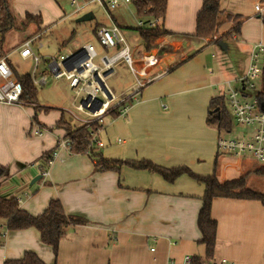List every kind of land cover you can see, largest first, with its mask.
Returning a JSON list of instances; mask_svg holds the SVG:
<instances>
[{"label":"crops","instance_id":"1","mask_svg":"<svg viewBox=\"0 0 264 264\" xmlns=\"http://www.w3.org/2000/svg\"><path fill=\"white\" fill-rule=\"evenodd\" d=\"M8 1L18 20L22 21L26 13L39 14L40 32L52 25L42 16L46 6L52 8L51 0ZM217 1L221 11L241 18L234 41L222 38L234 23L223 24L219 37L212 42L192 36L203 0H167L161 25L170 37L165 41L172 51L162 58L159 50L142 45L132 51L129 48L136 67L149 61V72L158 77L139 89L127 114L105 116L99 132L103 147L97 151L108 160H148L163 168L186 167L197 176L213 174L219 182L245 177L248 189L263 193L264 176L255 173L262 167L249 158L218 152V132L206 118L212 99L222 97L226 88H241L239 81L248 67L252 47L264 43V0ZM107 18V23L94 24V36L99 28L112 23L122 32L125 25ZM14 31L15 38L11 36ZM33 32V26L22 30L20 24L4 35L3 58L17 74L30 76L33 69L32 60L27 59L30 70H17L20 61H27L19 56L18 48L34 36ZM60 44L62 48L70 45L67 52L80 48L68 42ZM86 44L95 47L91 42ZM96 52L102 55L105 51L99 46ZM38 54L42 59L38 69L48 58H55L40 51ZM128 71L131 78L124 87L106 82L114 96L127 94L134 86L135 76ZM117 76L120 73L114 67L106 80ZM35 104L47 110L34 112L22 103L0 104V166L6 168L0 179V195L16 198L20 208L33 216L41 214L49 201L58 200L66 215L81 216L87 223L65 233L56 256L41 243L36 230L7 232L1 225L0 264L21 258L25 252L34 253L45 264H185L187 256L204 258L197 227L203 184L186 174L169 183L156 173L126 165L118 172L96 171L95 159L89 155L56 146L58 138L65 136L56 123L61 114L70 121L66 114L70 109L55 103L40 104L37 94ZM36 124L42 127L40 135L34 134ZM51 152L56 156L48 166L44 155ZM210 217L216 222L213 259L264 264V207L260 202L213 198Z\"/></svg>","mask_w":264,"mask_h":264},{"label":"trees","instance_id":"2","mask_svg":"<svg viewBox=\"0 0 264 264\" xmlns=\"http://www.w3.org/2000/svg\"><path fill=\"white\" fill-rule=\"evenodd\" d=\"M167 0H133L132 7L137 17H159L163 19L166 10ZM240 17L225 13L220 10L217 0H203L201 8L196 15L195 31L193 37L198 39H210L213 41L214 35L219 28L225 23H234L231 31L224 36L225 40H236L239 35ZM264 24V18L261 19ZM22 30L27 26H33V35L41 31V16L26 13L23 22L20 23ZM14 17L11 12L8 0H0V58L3 57L2 45L4 35L14 29ZM142 41V46L150 48L152 41L159 38L167 32L162 25L156 28H137L136 30ZM32 36V35H31ZM12 79L20 85V101L24 106H30L34 112L40 109L36 106V87L32 84L28 74H17L12 71ZM246 95V94H245ZM254 99L259 107L264 111V66L259 78V86L254 94ZM206 121L216 127L219 136L228 135L232 132L234 122L227 109L226 102L222 97L214 98L210 101ZM116 112H111L115 114ZM35 122V116L32 118ZM37 125V124H36ZM40 129L41 126L37 125ZM57 129L65 132V137L70 142V152L74 154H87L95 159L94 169L96 171H115L118 172L120 167L126 165L137 170H146L150 173L160 175L166 182L172 183L177 177L186 174L195 179L198 183L203 184L204 193L201 199V207L197 215V227L200 232L199 243L204 245V258L192 257L191 264H200L203 260L213 258L215 248L216 222L210 217V207L213 198H236L244 200H255L260 202L264 207V192L259 193L248 189L245 186V177L235 180L219 182L212 174L209 176H197L191 173L186 167L163 168L151 163L148 160L125 161V160H108L103 158L97 151L94 143L91 141L89 131L84 126L71 128L70 122L61 114L55 126ZM50 154L44 155L45 164L51 158ZM6 168L0 166V179L5 175ZM255 173L264 176V169H256ZM87 220L81 216L66 215L58 200H51L43 212L33 216L20 208L16 198L3 197L0 195V226L3 225L5 231L13 232L32 228L39 234L42 244L51 248L54 256L57 255V248L60 239L65 233L78 226L86 225ZM3 234L0 235V246L3 244ZM3 264H45L34 253L25 252L21 258L9 259Z\"/></svg>","mask_w":264,"mask_h":264},{"label":"built area","instance_id":"3","mask_svg":"<svg viewBox=\"0 0 264 264\" xmlns=\"http://www.w3.org/2000/svg\"><path fill=\"white\" fill-rule=\"evenodd\" d=\"M68 1L72 4L75 3V0ZM132 1L105 0L104 4L102 0H91L84 6L97 2L105 9L108 16L109 11L117 10L121 6H131ZM160 24L161 19L159 17L142 15L136 19L137 28L151 29L160 26ZM43 35L44 31L26 39L18 48L19 56L22 59H31L33 62V69L30 73L32 84L35 87L42 88L46 85L48 76L55 80L64 78L68 81L70 91L74 95L72 101L74 113L82 114L96 121L97 126L93 131H89V136L96 148H102L103 143L99 140V132L104 124L105 116L111 112H117L120 116L127 114L129 104L136 98L139 89L157 78L158 74L152 75L149 72L152 67L149 66V61H146V64L139 68L134 65L124 35L119 27L113 23L101 27L95 32L99 46L105 51L102 55H99L92 45L86 44L75 51L59 55L58 59L48 58L43 64L45 70L38 73V64L42 62V59L34 47L37 50L41 47L39 41ZM108 52L111 53L108 54ZM146 59L148 57L144 60ZM120 60L135 76V83L129 93L114 96L106 84L107 76L105 73L112 71L116 62ZM263 66L264 43H258L252 47L248 67L239 81L241 88H226L222 96L234 123L238 126L247 127L251 136L246 139L219 136L216 142L218 152L237 159L249 158L262 168H264V111L259 107L254 96L250 100L247 99L246 91L255 89L253 81L259 80ZM20 96V85L12 79L11 69L6 59L2 57L0 58V104L18 105L21 103ZM78 98H80V101L75 104ZM98 105L99 109L95 110ZM69 112L77 118L72 111ZM41 132L42 130L38 126L35 127L34 134L40 135ZM56 146L58 149L66 151H70L71 148L70 142L65 136L58 138ZM54 156H56V152L52 153L47 162L48 166L52 164ZM45 173L42 172L43 175ZM171 245H174V243H171ZM191 258L190 256L185 257V264H191ZM200 264L235 263L226 259L216 260L212 258L203 260Z\"/></svg>","mask_w":264,"mask_h":264},{"label":"rangeland","instance_id":"4","mask_svg":"<svg viewBox=\"0 0 264 264\" xmlns=\"http://www.w3.org/2000/svg\"><path fill=\"white\" fill-rule=\"evenodd\" d=\"M26 1V0H21ZM33 2H39V0H31ZM52 1V8H48L46 6L44 8L43 12V19L45 22H52V25L44 30V33H46L43 37L40 38L39 44L41 47L36 49L34 47L35 51L38 53L40 51V54L42 55H52L53 57L57 58L59 56L58 50L61 51L62 54H67V48L70 47V45L61 47L60 43H66L72 44L74 47H81L83 44H86L88 42H91L95 47V50H99V46L97 45L96 38L93 35L92 29L94 27V24L99 23H107L110 20L107 18V15L105 13V9L99 5L97 2L95 3H89L88 5L84 6V4H87L91 0H75V3H71L68 0H51ZM105 4V0H102ZM122 7V6H121ZM77 8H81L77 11ZM14 14V23L16 27H20V23L23 22V20H18V14L16 13V10L11 7ZM91 13L93 15V18L91 20L81 21V17L86 14ZM60 16H64L60 20H57ZM108 16L117 23L125 25V27H122V33L124 35V38L127 42V45L129 46L130 50L134 47H140L142 45V41L139 37L136 25V19L134 10L127 6V8H118L114 11H109ZM12 37L15 38V31L11 32ZM216 37L215 40L219 37V33L214 35ZM170 40V37L167 36V34L161 35L159 38L152 41V44L149 50H159V54L162 58L166 57L168 54H170V50L167 41ZM59 41V42H58ZM62 41V42H60ZM59 43V44H58ZM167 45V46H165ZM65 48V49H64ZM64 49V50H62ZM77 50V49H76ZM132 51V50H131ZM172 51V50H171ZM111 53V52H110ZM175 59H178V56H175ZM58 59V58H57ZM134 65L136 64L135 59L132 57ZM136 66V65H135ZM115 68L118 69L120 73V77L117 76L115 78H107L106 82L108 84L114 83L115 86L122 88L125 86L127 81L131 78V74L128 71V68L124 64L122 60L116 62L114 65ZM138 68V67H137ZM17 70L19 72L22 71H29L30 70V62L27 61H20L18 63ZM45 70V67L43 64L39 66V69L37 72ZM253 83L255 84L254 90H247L246 93L248 95L247 99H252V96H254L255 92L258 89L259 86V80H254ZM236 88H239V85L235 84ZM37 90V100L40 104H46L50 103L51 105L55 103L58 107L68 108L72 113L77 117L75 118L70 114L69 111H67V115L70 119V126L71 128L76 127H82L84 126L86 130L93 131L97 123L96 121H93L91 118H88L82 114L74 113L73 107H72V101H73V93L70 91V88L68 86V81H66L64 78L55 80L51 76L47 77V83L44 87H36ZM80 101V98L75 102ZM132 104V103H130ZM129 104V105H130ZM225 137H234L238 139H246L250 137L249 129L247 127H242L238 125H233L232 132L228 135H223ZM258 165V164H257ZM257 165L254 164L256 167Z\"/></svg>","mask_w":264,"mask_h":264},{"label":"water","instance_id":"5","mask_svg":"<svg viewBox=\"0 0 264 264\" xmlns=\"http://www.w3.org/2000/svg\"><path fill=\"white\" fill-rule=\"evenodd\" d=\"M92 18V14H86L84 15L82 18H81V21H85V20H88V19H91ZM111 73V70L106 72L105 75H109ZM100 105V104H99ZM99 105L95 108V110L99 109ZM41 177V175L37 176L34 178L33 182L34 183L36 180H38L39 178Z\"/></svg>","mask_w":264,"mask_h":264}]
</instances>
